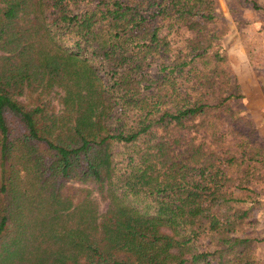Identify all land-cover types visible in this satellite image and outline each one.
Returning <instances> with one entry per match:
<instances>
[{
  "label": "trees",
  "instance_id": "1",
  "mask_svg": "<svg viewBox=\"0 0 264 264\" xmlns=\"http://www.w3.org/2000/svg\"><path fill=\"white\" fill-rule=\"evenodd\" d=\"M230 40L219 0H0V264H264Z\"/></svg>",
  "mask_w": 264,
  "mask_h": 264
},
{
  "label": "rangeland",
  "instance_id": "2",
  "mask_svg": "<svg viewBox=\"0 0 264 264\" xmlns=\"http://www.w3.org/2000/svg\"><path fill=\"white\" fill-rule=\"evenodd\" d=\"M220 11L223 18L228 22L231 29V40L229 41V58L233 64L242 89L246 95L245 98L239 100L241 106L248 110V115L258 127L259 134L264 138V89L260 75L253 67L251 60L255 61L257 66H260L261 71L264 69V0H247V3L243 6L240 12L233 14L228 5L229 0H219ZM61 39V38H59ZM64 39V38H63ZM66 39V38H65ZM59 41V40H58ZM245 41L252 52V59L249 58L246 50ZM238 46L242 50L243 57L240 59L241 65L245 64V69L242 66L236 65L231 55L232 49ZM51 103L57 110L62 109V103L60 102L61 92L58 89H54L51 92ZM21 100L28 101L25 97ZM94 189V197L98 199L97 185L89 184ZM255 186L264 188V179L260 183H255ZM100 210L105 212L108 207V203L101 201ZM260 220L259 229L260 233L264 236V207L258 212ZM261 254L264 256V244L260 248Z\"/></svg>",
  "mask_w": 264,
  "mask_h": 264
}]
</instances>
